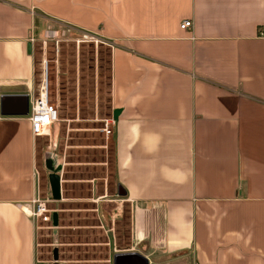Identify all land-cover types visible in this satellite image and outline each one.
Wrapping results in <instances>:
<instances>
[{"label":"crops","instance_id":"obj_1","mask_svg":"<svg viewBox=\"0 0 264 264\" xmlns=\"http://www.w3.org/2000/svg\"><path fill=\"white\" fill-rule=\"evenodd\" d=\"M51 27L110 47L113 177L131 217L117 253L264 264V0H0V94H36ZM41 139L27 116L0 120V264H47L29 215Z\"/></svg>","mask_w":264,"mask_h":264},{"label":"rangeland","instance_id":"obj_2","mask_svg":"<svg viewBox=\"0 0 264 264\" xmlns=\"http://www.w3.org/2000/svg\"><path fill=\"white\" fill-rule=\"evenodd\" d=\"M79 36L51 27L35 49L36 89L46 75L49 102L59 117L38 143L40 197L52 213L49 223H38L37 256L47 264L55 253L58 264H105L108 244L113 258L127 245L131 227L129 209L116 197L114 138L102 131L107 121L112 126L114 111L110 47L98 40L79 42ZM48 154L56 161L60 200L53 199L43 165Z\"/></svg>","mask_w":264,"mask_h":264},{"label":"built area","instance_id":"obj_3","mask_svg":"<svg viewBox=\"0 0 264 264\" xmlns=\"http://www.w3.org/2000/svg\"><path fill=\"white\" fill-rule=\"evenodd\" d=\"M192 28V21H184L180 25L181 30H189ZM259 37L264 38V33H260ZM86 40H96L95 38L81 33L78 41L83 42ZM97 41V40H96ZM47 61H43L44 73L47 72ZM3 97L0 94V102ZM28 121L32 128V134L34 138H47L50 136V129L55 125L58 120V112L54 105L49 102L48 98V88H47V79L44 75L42 85L39 91H36V94H32L29 100V112L27 114ZM4 119V116L1 113V104H0V120ZM109 121L106 122L105 128L102 129L103 133L107 137L114 136V127L115 121L111 120V125L109 126ZM31 209L29 210V215L37 222L49 223L51 211L47 208L46 201L41 199L40 190H37L36 196L30 202ZM39 228V227H38Z\"/></svg>","mask_w":264,"mask_h":264},{"label":"water","instance_id":"obj_4","mask_svg":"<svg viewBox=\"0 0 264 264\" xmlns=\"http://www.w3.org/2000/svg\"><path fill=\"white\" fill-rule=\"evenodd\" d=\"M14 100L24 101V110L20 112H10V106ZM1 113L3 116H27L29 112V99L26 95H3L1 98ZM118 117V110L113 111V120L116 121ZM60 170V169H58ZM59 172V171H58ZM49 184L51 189V194L54 200H60V177L56 172L52 171L49 176ZM117 194L119 197L124 195L123 190L118 187ZM54 224L56 225L55 216H53ZM53 264H58V256L54 255ZM112 264H148V261L141 255L137 253H119L115 254L112 258Z\"/></svg>","mask_w":264,"mask_h":264}]
</instances>
